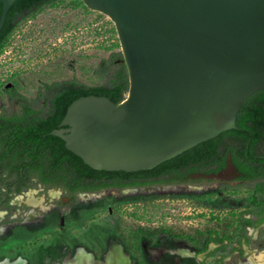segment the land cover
Segmentation results:
<instances>
[{
	"label": "rangeland",
	"instance_id": "1",
	"mask_svg": "<svg viewBox=\"0 0 264 264\" xmlns=\"http://www.w3.org/2000/svg\"><path fill=\"white\" fill-rule=\"evenodd\" d=\"M110 21L115 25L108 15L73 0L26 16L0 51V114L21 113L30 104L41 110L50 85L62 80L107 83L113 73L107 61L122 52ZM236 175L229 164L219 173L200 172L183 181L75 193L34 178L8 205L0 204V261L22 257L27 264H66L82 248L90 259L80 264H106L114 240L130 264H264V222L241 215L262 196L255 179ZM144 230L160 232L150 238ZM211 230L232 240H209Z\"/></svg>",
	"mask_w": 264,
	"mask_h": 264
},
{
	"label": "water",
	"instance_id": "2",
	"mask_svg": "<svg viewBox=\"0 0 264 264\" xmlns=\"http://www.w3.org/2000/svg\"><path fill=\"white\" fill-rule=\"evenodd\" d=\"M83 1L114 21L130 77L125 100L81 96L51 131L95 169H151L236 128L264 89V0Z\"/></svg>",
	"mask_w": 264,
	"mask_h": 264
},
{
	"label": "trees",
	"instance_id": "3",
	"mask_svg": "<svg viewBox=\"0 0 264 264\" xmlns=\"http://www.w3.org/2000/svg\"><path fill=\"white\" fill-rule=\"evenodd\" d=\"M59 1L15 0L0 32V51L26 16ZM73 1L87 7L83 0ZM2 8L0 0V16ZM112 30L117 34L113 23ZM119 58L121 61L116 62ZM112 70L111 77L104 84L88 85L77 79H67L50 85L46 104L41 110L30 104L21 113L0 114V181L4 180L0 182V204L8 205L12 194L30 187L34 178L75 193L108 186L183 181L200 171H221L231 159L241 172V178L258 179L255 189L263 194L253 208L242 211L241 215L251 213L258 218V224L264 222V89L242 105L236 128L223 131L151 169L102 170L88 165L51 131L60 127L68 106L81 96L104 95L117 104L122 102L130 88L123 52H116L107 61V72ZM241 219L245 224L254 225L251 218ZM159 232L144 230L143 234L155 238ZM216 233L215 230L209 231V240H232L229 235L217 238ZM173 238L195 243L189 236L176 235Z\"/></svg>",
	"mask_w": 264,
	"mask_h": 264
},
{
	"label": "bare ground",
	"instance_id": "4",
	"mask_svg": "<svg viewBox=\"0 0 264 264\" xmlns=\"http://www.w3.org/2000/svg\"><path fill=\"white\" fill-rule=\"evenodd\" d=\"M29 202L36 204L39 202V200L30 198ZM82 258H85L86 261H89V257L83 251H79L76 255V260L68 262L66 264H80V260ZM260 260L264 261V256L260 258ZM0 264H26V262L22 257H18L13 260L4 258L0 261ZM108 264H125L124 258L122 257L119 248L115 244L112 245L111 251L109 252Z\"/></svg>",
	"mask_w": 264,
	"mask_h": 264
},
{
	"label": "flooded vegetation",
	"instance_id": "5",
	"mask_svg": "<svg viewBox=\"0 0 264 264\" xmlns=\"http://www.w3.org/2000/svg\"><path fill=\"white\" fill-rule=\"evenodd\" d=\"M45 102V101H44ZM45 104H46V102H45ZM229 164H231L232 166H233V168L237 171V175L236 176H238V177H240L241 178V176H242V174H241V172L238 170V168L235 166V164L231 161V159H229L228 160V163L226 164V166L222 169V170H225L227 167H228V165ZM221 170V171H222ZM221 171H218V172H204V171H200V172H202V173H204V174H210V173H219V172H221ZM200 172H197V173H200ZM196 174V173H195ZM256 180V179H255ZM257 181H258V179L256 180V183H257ZM257 191V190H256ZM258 192V191H257ZM259 193V192H258ZM261 194V193H260ZM261 198H263V194H261ZM41 204V200H39V202L38 203H36V205H40ZM243 221V220H242ZM263 223V222H262ZM240 226H239V228H243L244 227V223L243 222H240V224H239ZM238 233H240L239 231H237ZM231 241V240H230ZM113 244H115L118 248H119V250H120V253L122 254V257L124 258V261H125V264H130L129 263V260H128V258H127V256L126 255H124V253H122V247H121V245L118 243V242H116V241H114V240H112L111 242H110V247H109V249H108V251H107V254H106V264H108V259H109V252L111 251V247H112V245ZM236 250H239L240 251V249H236ZM235 250V251H236ZM79 251H83L88 257H89V259H90V254L88 253V252H86L85 250H83L82 248H78V250H77V252H76V255H77V253L79 252ZM68 263V262H67ZM27 264V263H26Z\"/></svg>",
	"mask_w": 264,
	"mask_h": 264
}]
</instances>
